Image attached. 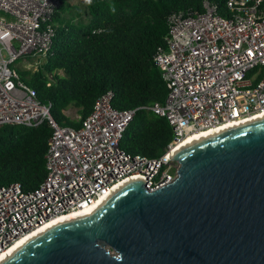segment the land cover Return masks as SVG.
Listing matches in <instances>:
<instances>
[{"label":"built area","instance_id":"1","mask_svg":"<svg viewBox=\"0 0 264 264\" xmlns=\"http://www.w3.org/2000/svg\"><path fill=\"white\" fill-rule=\"evenodd\" d=\"M225 4L226 15L204 0L199 12L168 17L165 45L154 55L168 92L163 102L144 107L165 117L173 136L162 154L147 157L119 145L141 106L117 109L109 91L78 127L61 125L51 104L41 103L14 67L19 58H41L50 50V21L60 0H0V127L47 120L52 129L38 187L24 190L17 181L0 186V254L51 218L85 210L127 178L149 189L171 182L178 168L173 149L187 134L264 108V0Z\"/></svg>","mask_w":264,"mask_h":264},{"label":"water","instance_id":"2","mask_svg":"<svg viewBox=\"0 0 264 264\" xmlns=\"http://www.w3.org/2000/svg\"><path fill=\"white\" fill-rule=\"evenodd\" d=\"M176 177L122 186L0 264H264V120L192 144Z\"/></svg>","mask_w":264,"mask_h":264},{"label":"trees","instance_id":"3","mask_svg":"<svg viewBox=\"0 0 264 264\" xmlns=\"http://www.w3.org/2000/svg\"><path fill=\"white\" fill-rule=\"evenodd\" d=\"M203 1L86 0L84 22L63 17L60 0L50 21L54 29L50 50L33 71L19 74L41 103L51 104V116L61 125L78 127L80 120L64 111L72 106L83 119L96 98L109 91L117 109L141 106L119 145L131 154L157 157L173 131L165 117L144 107L163 102L168 92L154 55L165 45L168 17L178 11L199 12ZM207 1L216 4L220 14H228L226 0ZM51 133L47 120L37 126L0 127V186L17 181L24 190L38 187L46 175L44 155Z\"/></svg>","mask_w":264,"mask_h":264},{"label":"bare ground","instance_id":"4","mask_svg":"<svg viewBox=\"0 0 264 264\" xmlns=\"http://www.w3.org/2000/svg\"><path fill=\"white\" fill-rule=\"evenodd\" d=\"M264 120V108L251 116L244 118V119H238L233 121L224 122L221 125H219L216 128H210L206 130H201L197 132H192L187 134L183 139H181L175 148L173 149V157L176 156L177 153H179L184 148L195 144L197 142H200L204 139H207L209 137H212L214 135L230 131L236 128H240L246 125H250L256 122H260ZM133 181L132 178H127L123 180L122 182L115 185L108 194L101 196L99 200H97L95 203H93L90 207L86 208L82 211H74L70 212L68 214L59 215L57 217L51 218L48 222L44 223L42 226L33 229L21 236H19L7 249H5L0 254V263L12 252H14L16 249H18L20 246H22L24 243H26L28 240L36 237L37 235L46 232L48 230H51L53 228H56L62 224L77 221L80 219H83L85 217H88L89 215L95 213L103 204H105L122 186H124L126 183Z\"/></svg>","mask_w":264,"mask_h":264},{"label":"rangeland","instance_id":"5","mask_svg":"<svg viewBox=\"0 0 264 264\" xmlns=\"http://www.w3.org/2000/svg\"><path fill=\"white\" fill-rule=\"evenodd\" d=\"M72 5L75 6L76 8H71L69 9L68 6ZM70 7V6H69ZM64 11L62 13L63 17H73L74 20L81 19L82 21L86 22L88 18V13H87V7H86V0H64ZM79 11V15L77 12ZM43 61V57L41 58H31L29 56H24L22 58H19L18 60L15 61L14 67L21 71L24 69V66L26 67L25 69H29L33 71L38 64H40ZM36 62V64H35ZM59 74H62V71H58ZM65 115L70 117L71 119H76L78 120L80 117L77 114L76 108L70 106L68 109L64 111Z\"/></svg>","mask_w":264,"mask_h":264}]
</instances>
